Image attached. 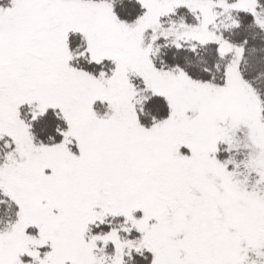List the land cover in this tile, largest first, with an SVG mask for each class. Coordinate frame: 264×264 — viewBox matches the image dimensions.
I'll use <instances>...</instances> for the list:
<instances>
[{"label":"snow or ice","instance_id":"snow-or-ice-1","mask_svg":"<svg viewBox=\"0 0 264 264\" xmlns=\"http://www.w3.org/2000/svg\"><path fill=\"white\" fill-rule=\"evenodd\" d=\"M0 264H264V0H0Z\"/></svg>","mask_w":264,"mask_h":264}]
</instances>
